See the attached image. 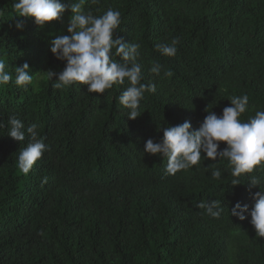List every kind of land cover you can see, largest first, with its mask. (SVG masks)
I'll use <instances>...</instances> for the list:
<instances>
[{"label":"trees","instance_id":"obj_1","mask_svg":"<svg viewBox=\"0 0 264 264\" xmlns=\"http://www.w3.org/2000/svg\"><path fill=\"white\" fill-rule=\"evenodd\" d=\"M14 3L0 0V58L13 76L0 86V264H264V237L250 216L229 213L237 202L251 210L253 194L264 190V165L231 186L227 160L202 159L170 175L166 157L140 147L144 135L158 142L166 126L189 121L198 129L206 111L220 116L233 97L249 98L242 122L264 111V0H84L96 16L119 11L114 38L141 45L142 83L156 91L145 92L135 120L119 103L127 85L104 94L78 84L53 88L43 72L64 68L50 47L68 35L71 13L42 28L19 17L17 30ZM173 38L174 57L156 50ZM24 63L34 73L27 91L14 83ZM152 63L161 65L160 76ZM13 115L25 129L36 124L48 145L27 175L17 161L32 141L27 133L23 142L7 136ZM217 168L220 180L211 176ZM250 175L261 189L249 188ZM210 200L223 206L219 219L197 207Z\"/></svg>","mask_w":264,"mask_h":264},{"label":"clouds","instance_id":"obj_2","mask_svg":"<svg viewBox=\"0 0 264 264\" xmlns=\"http://www.w3.org/2000/svg\"><path fill=\"white\" fill-rule=\"evenodd\" d=\"M83 3L84 0L71 4L62 3L61 0H15L12 6L18 19L14 26L22 30L24 21L19 17H23L32 18L35 25L42 28L47 22L58 20L66 10L69 11L68 35L56 37L50 47L54 58L64 62V68L60 72H43L47 80L52 82L55 89H66L78 84L86 85L88 93L96 94H104L114 85H127L119 96V103L127 110L128 119L135 120L144 112L141 111V101L145 92L156 91L154 84L142 83V66L138 63L141 45L114 38L121 24L119 11L109 8L102 15L96 16L91 11H85ZM178 43L179 38H173L170 43H157L155 48L164 56L174 57ZM115 56H119L120 60H116ZM7 67L5 59L0 58V86L13 81V76L6 71ZM150 72L160 76L161 65L152 63ZM164 75L170 77L172 72L166 71ZM33 82L34 73H31L27 63L15 67L14 83L17 87L27 91ZM248 100L247 95L233 97L220 116L205 110L207 115L196 130L192 129L189 121H184L175 126L163 127L158 142L151 139L152 134L144 135L146 138L141 137L140 147H144V153L166 157L165 171L170 175L199 166L202 159L227 160L233 177L231 186L245 184L239 178L244 174H252L264 165V111H256L247 122H242L240 117L248 110ZM5 127L0 122V129ZM37 127L31 124L25 129L23 122L15 115L10 116L7 122V136L23 142L27 133L32 141L18 156V168L25 175L48 151L44 139L37 138ZM221 142L226 145L223 149L220 147ZM211 176L220 180L222 172L217 168L211 172ZM246 184L249 188L260 187L261 180L250 175ZM252 199L255 203L251 210L247 204L237 202L229 213L240 221L250 216L249 222L256 235L264 237V190L255 192ZM197 207L214 219H219L224 210L221 202L216 200L201 201Z\"/></svg>","mask_w":264,"mask_h":264}]
</instances>
